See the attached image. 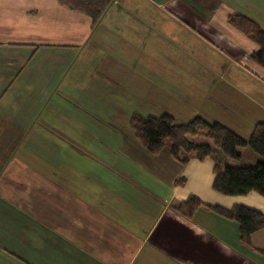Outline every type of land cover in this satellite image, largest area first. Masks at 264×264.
Returning <instances> with one entry per match:
<instances>
[{"label":"crops","instance_id":"crops-1","mask_svg":"<svg viewBox=\"0 0 264 264\" xmlns=\"http://www.w3.org/2000/svg\"><path fill=\"white\" fill-rule=\"evenodd\" d=\"M237 13L264 28V0H111L96 24L60 0H0V264H264V228L247 245L210 207L264 214V196L223 198L211 157L152 153L129 119L136 90L180 95L191 59L215 50L222 67L205 63L192 94L210 108L192 117L249 138L264 122V67ZM191 195L203 205L187 216Z\"/></svg>","mask_w":264,"mask_h":264},{"label":"trees","instance_id":"trees-1","mask_svg":"<svg viewBox=\"0 0 264 264\" xmlns=\"http://www.w3.org/2000/svg\"><path fill=\"white\" fill-rule=\"evenodd\" d=\"M70 9L90 15L98 23L111 0H60ZM230 22L259 45L250 58L264 67V28L243 14H231ZM131 127L143 145L152 153H159L168 146L172 155L183 163L189 156L199 159L211 157L214 162L213 188L225 195H246L256 191L264 196V122L256 125L249 138L218 121L196 116L186 123H177L175 117L164 112L160 116L134 114ZM195 135L204 140H193ZM203 202L195 195L180 203V210L192 216ZM219 214L234 219L240 228L243 243L251 245V235L264 228V214L252 207L236 204L232 208L210 206ZM264 253V250L262 251Z\"/></svg>","mask_w":264,"mask_h":264},{"label":"rangeland","instance_id":"rangeland-1","mask_svg":"<svg viewBox=\"0 0 264 264\" xmlns=\"http://www.w3.org/2000/svg\"><path fill=\"white\" fill-rule=\"evenodd\" d=\"M252 3L253 2H244L243 7L245 9H249V7L252 8L253 7V6L251 7ZM257 5H258V7H260L259 3ZM257 10H259V9H257ZM154 20L157 21V23L160 22V24H162L163 29L166 30L163 32V38H162L163 40H165L168 43L169 42H172V43H175V42L178 43L179 42V39L181 38V33L179 31L169 32V30H167V28L165 27V25H167V23L165 22L164 17H160L159 15H157L154 18ZM163 23H165V24H163ZM212 53H208L206 51H203L204 59L201 58L198 61L191 59L193 64H191L189 66V69L185 73V77L183 78V81H182V84L184 86H183V89L180 91V95L175 96L173 94H176L177 92L173 93V91H171V90L169 92L168 90L161 89L160 87L159 88L157 87L154 90V94H153V92H152V94H151V92H150V94H148L147 88H144L141 91L136 90L139 93L132 95V97H130L131 98L130 100H133L132 105L134 106V108L130 111H132V112L134 111V113H131V115L129 116V119L134 114H140L143 116H148V115L160 116L165 111H167L168 113H170V111H172L174 114L177 113L176 118H175L177 123H183V122L186 123V122L190 121L191 119H193L192 114L195 115L197 113L196 110L200 111V109H201V111H207V108L209 109L210 105L208 106L204 102L206 100L204 98H201V101L198 102V101H196L195 97L192 96V94L198 88L197 86L199 84H201V81L204 82L205 75H206V73L209 72L208 69L210 68V66L205 65V63L210 62V65L211 64H218L217 67H219V65L222 67V65H223V63H220V62H222L220 60L222 57H219V55H218V57H216L217 53L215 50L212 51ZM193 54H195V53H193ZM195 55H197V54H195ZM217 59H219L220 61L218 62ZM170 74L171 75L175 74L174 68H173V70L172 69L170 70ZM177 91H179V90H177ZM150 95H153V97H150ZM167 96H169V98ZM126 98H125V100H126ZM181 108L183 109V113L179 112V109H181ZM186 110H188L187 113H189L190 118H187L188 114L185 113ZM202 113H204V112H202ZM130 126H131V124H130ZM128 128L131 130L130 127H128ZM126 130L127 129H125V131ZM191 138L193 140L205 139L204 136H202V135H195V136H192ZM255 193L259 194L257 192H255ZM220 196H223V198H238V196H243V195H230L229 196V195H224V194L220 193ZM247 201H249L254 206L258 205L254 200H247Z\"/></svg>","mask_w":264,"mask_h":264}]
</instances>
